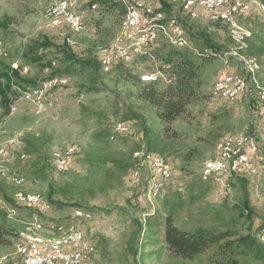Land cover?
I'll use <instances>...</instances> for the list:
<instances>
[{
  "label": "rangeland",
  "instance_id": "obj_1",
  "mask_svg": "<svg viewBox=\"0 0 264 264\" xmlns=\"http://www.w3.org/2000/svg\"><path fill=\"white\" fill-rule=\"evenodd\" d=\"M57 1L59 0H0V68L18 69L27 66L29 70L21 69L22 78L39 86L51 81L55 74L69 76L65 85L53 86V92L49 93L48 98L53 99L55 104L47 110L39 109L32 101L28 100L27 103L22 95L24 91L19 90V96L13 97L10 112L5 116L0 98V147L6 150L4 155H0V205L9 213L7 225L12 230L9 236L11 245L0 246V264L21 262L20 246L35 231L38 221L43 225L38 234L45 245L64 235V231L57 230L56 226L54 228L57 223L66 224L65 227L75 225L82 234L84 232L86 242L94 250L86 264H202L200 261L179 262L168 258L166 254L158 258L156 253L161 246L149 240L146 227L140 232L139 225L146 226L149 218L162 223L177 199L182 204L173 213L175 223L181 228L191 229L194 222L203 219V208L238 216L239 208L243 207V200L247 197L254 211L250 222L252 229L259 232L264 227L262 165L259 175H234L230 178V187L225 188L206 172L204 163L217 156L218 145L227 135L255 132L264 154V120L261 118L264 116V106L253 101L249 104L245 97L231 102L213 95V88L218 80L229 74L245 73L238 60L233 56L228 58L225 54L236 51L238 46L232 33L239 36L250 34V18L264 19V11L259 7L263 3L248 0L253 3L251 14L245 19L239 17L228 28L221 23L193 20L185 15L183 25L188 46L179 49L187 50L188 54L196 57V47L210 48L206 38L210 36L214 41V48L221 53L210 59L201 70L202 86L198 100L190 105L184 116L170 125V129L177 133V148L184 154L195 149L196 157L182 170L178 155L161 156L171 167L169 180L162 177L161 173L159 178L152 166H145L133 168L134 173L139 172V180L133 179L131 169L123 176V172H119V178L107 185L104 184L105 167L111 164L100 167H95L96 162L91 163L92 166L89 164L97 159L93 140L95 130L100 126L109 130V156L119 157L120 151H128V147H144V126L162 128L153 109L138 99L137 89L124 80L121 71L139 75L144 82L157 80L161 86L169 84L172 79L162 69L161 56L164 53L153 54L155 49L159 50L156 45L148 53H140L131 60L114 56L113 66L109 71L101 68L103 51L109 49L114 54V49L122 45L119 44V39L123 33L126 7L107 13L101 3H95L97 5L92 7V0H67L71 10L83 16L85 29L76 34L69 27L66 18L59 17L56 19L58 22L53 23L55 19L49 17L50 6ZM184 1L179 0L177 5H171L166 0H157L155 9L162 10L168 18L173 11L186 12ZM165 22L168 19L161 23L164 29L160 30L159 36L174 43L175 38H167L171 32L169 25L165 29ZM141 29L133 35H137ZM66 37L72 40L71 44L67 43ZM46 39L50 44L45 50L48 60L31 61L35 54L32 47ZM131 41L132 38H127L125 44L130 45ZM160 41L159 46L164 40ZM41 50L40 53L43 52ZM65 54L74 55L77 59L98 61L100 69L92 71L93 76L75 65L72 66V72L68 73V67L73 63L66 60ZM242 55L246 56L243 51ZM242 55L236 54V58L246 62L250 84L264 89L258 79L259 65L252 59L258 66L255 68L248 62L250 58ZM51 59H56L58 64L53 61L56 64L52 62L53 67L50 66L48 61ZM93 78L94 81L91 80ZM95 88L97 90L91 92L90 89ZM118 123H124L128 130L112 140L111 135ZM33 137L50 141L48 179L38 175L40 166L34 164L35 156L28 155L25 151L24 141ZM133 156L134 159L138 157L141 160L144 158V151H136ZM62 157L68 159L67 170L60 169L57 163ZM15 179L21 180L19 185L14 182ZM49 182L54 184L57 191L54 198L63 205H52L51 208L48 206L50 209L45 210L43 207L35 208L41 202L26 206L16 201L15 194L18 192L38 193L44 198ZM204 191H207L205 198L193 203L191 198ZM8 198L15 199L17 204L25 208L16 204L14 209L9 208L5 205ZM166 201L170 202L169 206L165 205ZM78 209L87 211L83 216L86 218L77 219L73 216ZM206 215L208 219L211 218L208 212ZM155 229L159 230L160 226Z\"/></svg>",
  "mask_w": 264,
  "mask_h": 264
},
{
  "label": "trees",
  "instance_id": "obj_2",
  "mask_svg": "<svg viewBox=\"0 0 264 264\" xmlns=\"http://www.w3.org/2000/svg\"><path fill=\"white\" fill-rule=\"evenodd\" d=\"M259 2L264 4V0H259ZM95 3H101L105 7L107 13H112L115 9L125 7L127 11V6H125L126 3H123V1L92 0V7L97 5ZM250 20H252L250 34L244 33L239 36L238 34L232 33L233 38L238 44L236 47L237 52H234L242 55L243 51L247 57L244 55L242 56L248 59L250 58V60L254 59L257 62L260 67L258 79L264 87V19L251 17ZM217 23L226 25L227 28L230 26L222 22ZM159 38H162L165 42L163 41V44L159 46L161 41L157 40L156 46L159 50L155 49L153 54L155 52L158 53V55L164 53V55L161 56L163 63L162 69L171 76L172 81L169 84L161 86L157 80L144 82L139 75L126 72L122 73V71L121 75L126 82L132 84L137 89L138 99L147 103L150 108L153 109L156 120L162 125V128L144 126L142 131L144 147L141 145L136 148L128 147V151L117 152L121 154L119 157H110L109 153H111V149L108 147L110 138L109 130L102 126L98 127L93 134L97 159L96 161L91 160L92 162L89 164H94V162H96L95 167L111 164V166L105 167L106 178L104 184H111L114 179L119 178V172H123V176L131 169L136 168V162L139 163V161H141L138 157L134 159L133 154L136 151H144L148 154L153 153L159 156L178 155L182 164V170H185L186 166L196 157L195 149H190L184 154L183 151L177 148V133L170 129V125H173L184 116L189 111L190 105L198 100V94L202 86L201 70L204 65H207V63L211 61L210 59L219 56L221 53L214 48V41L210 36L206 37L210 48L196 47L195 49L199 53L196 57H192L188 54L187 50L181 51V47L175 43L167 42L161 35ZM48 46H50V44L47 39L45 42L41 44L37 43L36 46H33L32 49L35 54L32 55L31 61H47L48 55L44 50H46ZM154 46L155 45L143 48L141 54L143 52L144 54L148 53ZM41 49H43L42 53H40ZM65 58L71 64L73 63L71 67H68V73L72 72V66L75 65L83 72L87 73L100 69L99 62L95 60L77 59L74 55L70 54H65ZM53 61H56L58 64L56 59H51L48 61L50 66H52ZM1 66L4 65L1 64ZM21 69V67H18V69L12 67H5V69L0 68V83L3 82V84H0V98L5 116L10 112L13 97L19 96V90L26 91L39 87V85L25 81L22 78ZM56 77L68 78L69 76L55 74L51 78L54 79ZM91 80L94 81L95 79L93 78ZM90 90L92 92L97 89ZM117 135L118 134L113 132L111 139L114 140ZM24 142L26 144V153L33 157L35 156L34 164L40 166L38 175L43 179H48L47 172L50 167L48 148L50 141L33 137ZM101 144L103 146H100ZM56 193L57 191L54 188V184L49 182L48 192L44 198L41 196L42 201L35 208H45L46 206V209L49 210L52 205H63L62 202L54 198ZM206 194L207 191H204L193 196L191 199L193 203H195L197 200L205 198ZM14 204L25 208L19 205L20 203L17 204L15 199L11 200L9 198L5 205L14 209ZM181 204L182 202H179L177 199V201H175V206L170 208L168 215L164 217L162 223H156L155 218H149L146 226L142 224L139 225L140 232L146 227L149 240L161 246L156 253L158 258L162 254H166L168 258L179 262L200 261L202 264H243L244 262H252L254 264H264V240L259 237V232H255L252 229L250 222L254 215V211L247 197L243 200V207L239 208L240 214L238 216L232 214L225 215L223 212L216 209L208 211L203 208V219L194 222L191 229L181 228L175 223L173 213L176 207ZM165 205L169 206L170 202L166 201ZM2 206L3 205H0V246H7L11 245L9 236L12 230L7 225L9 213L6 209H3ZM48 206L50 207L49 209L47 208ZM79 210L87 212L83 209H78L77 211ZM207 212L211 214L210 219L207 218ZM60 225L66 224L57 223L54 225V228ZM157 226H160L159 230L155 229Z\"/></svg>",
  "mask_w": 264,
  "mask_h": 264
},
{
  "label": "built area",
  "instance_id": "obj_3",
  "mask_svg": "<svg viewBox=\"0 0 264 264\" xmlns=\"http://www.w3.org/2000/svg\"><path fill=\"white\" fill-rule=\"evenodd\" d=\"M123 2H128L130 6L136 8V17L134 21H141V27L149 28V31L151 32H155L157 21H165L162 10L151 9V0H123ZM196 4H203V18H206V20L208 21H214V17H219L220 10L224 8H232V15L235 13V11H243V19L247 18L253 10V3L246 0H220V6H208V0H200V2L198 3H190L188 5V12L173 11L172 22H165V29H168V24H175V42L185 40V37H183L182 34L178 33V24H184L185 15H195ZM69 27L85 28L83 16L81 15V18L71 19ZM160 39L162 38H158V41ZM158 41L140 39L138 41V49L142 48L143 44L156 45ZM134 52L135 49H129V44L118 45V48L114 49V54L107 56L106 60L110 59L111 57L117 56V54ZM227 53L232 55L233 58H235L242 64L245 73L226 75L232 76L231 88L237 89V96L225 100L234 102L240 97H245L248 100L249 104H251L253 101L256 104L264 106V97L260 96V93L259 91H257V89L250 87L249 74L248 71H246V62L240 61L238 58H236V52L230 51ZM22 69L29 70L27 66L22 67ZM234 75H241V82H234ZM224 77L215 83L213 93L215 92L217 87L224 86ZM67 82L68 78L56 77L54 81H51L52 92L53 86H63ZM34 92L35 91L32 90V95H34ZM52 103H54V101H52ZM127 130L128 127L125 126V132ZM66 160L68 159H63V162H65ZM207 165H217V172L213 175L214 181L225 188L230 187V178L234 175L247 174L252 177L259 175L260 165H262V167L264 168V154L261 152L257 134L255 132H250L240 135H228V137H224L223 143L218 145L217 156L205 161L204 166ZM145 166H152L153 168H155V172L158 174L159 178L161 169H169V176L167 180L171 178V167L169 163L160 156H154L144 152V160L139 161V163H137L136 165V168H144ZM132 175L135 181L139 180L140 177L134 176V170L132 172ZM45 210H47L46 206ZM73 216L77 217V219L86 218L81 217L79 213H74ZM259 237L264 238V227L260 229ZM67 249H76V257L67 256ZM24 252H31V259H24ZM93 254V247H89V243L86 242L85 234L83 232L82 238L76 240L73 246L65 248L37 247L34 244H27L26 240H24L23 257L20 263L33 264V258L39 257L40 255H47V262L56 261V258H65V263L71 264V262L73 261H81L83 262V264H86L87 259L91 258Z\"/></svg>",
  "mask_w": 264,
  "mask_h": 264
},
{
  "label": "bare ground",
  "instance_id": "obj_4",
  "mask_svg": "<svg viewBox=\"0 0 264 264\" xmlns=\"http://www.w3.org/2000/svg\"><path fill=\"white\" fill-rule=\"evenodd\" d=\"M169 3L176 5L178 4L179 0H167ZM225 1H235V0H225ZM248 1V0H246ZM157 0H151V9H155V3ZM200 0H185L184 3V8L186 12H188V5L190 3H198ZM127 14H126V19L124 22V25L122 26L123 33L119 39V44L126 45L125 40L127 38H132L133 41L129 45V49H135L134 53H125V54H117L119 58L122 60H131L134 56L139 55L142 52L143 48L150 47L152 45L150 44H143L142 48L138 49V41L140 39H145V40H151V41H157L159 38V32L163 28V24H161L164 21H157V27L155 28V32L149 31V28L146 29H141V21H134L136 17V8H133V6H130L127 2ZM208 6H220V0H208ZM263 11H264V4H260L259 6ZM156 10V9H155ZM49 17L55 19L53 23H57L59 17H64L67 19L68 24L70 25L71 19L74 18H81V15L78 14L77 12L71 10L70 4L67 0H59L55 3H53L50 6V10L48 12ZM204 15V7L203 4H196V9H195V15H188L189 18L193 20H202L206 22H222L225 24H231L234 21H236L239 17H243V11H235V13L232 15V8H224L221 9L219 12V17H214V21H208L206 18H203ZM163 17L165 19H168V22H172L173 20V13L171 16L166 18L165 13L163 12ZM169 29L171 32V35H167L168 39L175 38L176 39V32H175V24H168ZM73 32L78 34L82 33L85 28H73L71 27ZM138 29H141L137 35H133L135 31ZM178 33L182 34L183 37H185L186 32L184 30V25L183 24H178ZM67 43L71 44L72 40L69 37H66ZM176 45L179 47H187L188 46V40L187 37H185L184 41H174ZM118 45V44H117ZM42 51V50H41ZM45 51V50H44ZM195 52H198L195 49ZM113 52L110 51L109 49H105L103 51V57L101 59V65L102 68L105 71H109L112 66H113V60L114 57H111L110 59L106 60V57L109 55H112ZM199 54V53H198ZM226 57L231 58L229 53L225 54ZM248 62L252 63L255 68H257V64L254 63L253 61L249 60ZM55 65L56 62H53ZM251 68V66H250ZM252 71V70H251ZM253 72V71H252ZM52 79L51 81H54ZM51 81L45 83L42 86L26 90L22 92V95L29 101H32L39 109L42 110H47L50 108L54 107L55 101L52 99L48 98V95L51 91L52 84ZM234 82H241V75H234ZM232 84V76H225L224 77V86L217 87L215 92L213 93L214 96L223 98V99H230L231 97H236L237 96V89L236 88H231ZM251 88H255L250 84ZM55 88V87H54ZM257 91H259L260 96L264 97V89L256 87ZM32 90L35 91L34 95H32ZM54 101V103H52ZM42 104V105H40ZM125 124L124 123H118L115 127L114 133L115 134H120L122 132H125ZM115 136V135H114ZM228 136V135H227ZM225 136V137H227ZM114 138V137H113ZM224 138L221 143H223ZM220 143V144H221ZM6 153V150L4 147H0V155H4ZM154 155V154H150ZM158 156V155H154ZM161 157V156H160ZM63 158H59L57 160L58 165L60 166V169L62 170H67V163L66 161L63 162ZM162 158V157H161ZM144 160L141 159V161ZM153 168V167H152ZM155 169V168H154ZM205 170L208 174L214 175L217 172V165H207L205 166ZM162 177L168 178L169 176V169H161L160 171ZM139 172H135L134 176L137 177ZM140 175V174H139ZM140 177V176H138ZM20 179H15V183L19 185ZM15 199L18 203L26 205V206H34L38 203L41 202L42 197L38 193H23V192H18L15 194ZM7 207V206H6ZM8 208V207H7ZM75 213H79L81 217L85 216L84 211H76ZM77 218V217H76ZM43 228V225L41 223H38L36 227L34 228L35 231L32 232L31 235L28 236L26 243L27 244H34L37 247H50V248H65L69 246H73L74 242L80 238H82L83 234L79 231V229L75 225H70L68 227H65L64 225L57 226V230L59 231H64V235L55 240L51 241L47 246L45 245V241L41 238V236L38 234V231L40 232ZM58 231V232H59ZM19 254H21V261L23 257V245L20 246L19 249ZM67 256L69 257H76V249H67ZM24 259H31V252H24ZM20 264H28V263H20ZM33 264H69L65 263V258H56V261H48L47 262V255H40L39 257L33 258ZM71 264H82L81 261H73Z\"/></svg>",
  "mask_w": 264,
  "mask_h": 264
},
{
  "label": "crops",
  "instance_id": "obj_5",
  "mask_svg": "<svg viewBox=\"0 0 264 264\" xmlns=\"http://www.w3.org/2000/svg\"><path fill=\"white\" fill-rule=\"evenodd\" d=\"M261 116V115H260ZM261 118L264 120V116H261ZM47 246V245H46Z\"/></svg>",
  "mask_w": 264,
  "mask_h": 264
}]
</instances>
